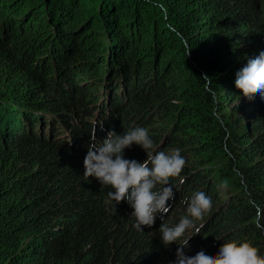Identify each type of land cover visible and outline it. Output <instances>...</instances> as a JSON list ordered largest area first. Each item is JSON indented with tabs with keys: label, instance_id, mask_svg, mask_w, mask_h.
Masks as SVG:
<instances>
[{
	"label": "trees",
	"instance_id": "1",
	"mask_svg": "<svg viewBox=\"0 0 264 264\" xmlns=\"http://www.w3.org/2000/svg\"><path fill=\"white\" fill-rule=\"evenodd\" d=\"M262 50L264 0H0V264H174L159 227L187 215L190 188L212 207L186 256L236 241L264 257V98L235 87ZM94 125L96 143L144 127L156 151L181 150L171 215L137 231L128 203L83 177ZM191 152L230 157L229 184L190 174ZM124 158L147 153L134 144Z\"/></svg>",
	"mask_w": 264,
	"mask_h": 264
},
{
	"label": "clouds",
	"instance_id": "2",
	"mask_svg": "<svg viewBox=\"0 0 264 264\" xmlns=\"http://www.w3.org/2000/svg\"><path fill=\"white\" fill-rule=\"evenodd\" d=\"M190 53L191 49L187 56ZM235 87L241 90L245 98L251 99L257 93L264 98V50L254 59H248L236 74ZM95 130L94 125L83 161V177H95L102 187H109L111 202L119 204L126 201L132 209L131 217L135 220L133 227L137 231H143L144 227L151 228L158 214L163 221L171 208L168 201L175 198L170 178L179 177L186 164L181 150L156 151L149 131L144 127H135L123 134L110 130L100 143L95 142ZM134 144L147 153V159L142 163L124 158L125 149H130ZM182 202L187 205V215L175 226L162 222L159 227L161 243L165 248L173 243L178 245L174 264H264V257L248 242H225L218 253L206 255L200 251L194 256H186L184 250L192 236L181 243L177 242L186 230L195 227V221L202 220L210 212L212 200L203 191H197L190 200ZM256 226L264 227L259 223ZM196 234H199V228H196Z\"/></svg>",
	"mask_w": 264,
	"mask_h": 264
},
{
	"label": "rangeland",
	"instance_id": "3",
	"mask_svg": "<svg viewBox=\"0 0 264 264\" xmlns=\"http://www.w3.org/2000/svg\"><path fill=\"white\" fill-rule=\"evenodd\" d=\"M261 11H262V9L259 7L258 9H257V15H261ZM109 65L110 64H108V66L106 67V69H104L103 70V72L105 71V70H108L109 69ZM94 66H91V67H87L86 69L88 70V71H90L92 68H93ZM101 81V80H100ZM102 81H104V80H102ZM111 94V93H110ZM110 94H107L106 96L107 97H110ZM103 94H100V102H102V101H104L103 100V96H102ZM218 93H214L213 94V97H214V100H215V102H217L218 104H219V101H218ZM105 97V96H104ZM106 98V97H105ZM104 98V99H105ZM111 98H112V96H111ZM112 100H113V98H112ZM240 103V101H237V100H232V101H229V105H228V107H229V109H231V108H234V106L235 105H238ZM229 109L225 112V118H227L229 115H230V111H229ZM244 109V108H243ZM214 113H215V116L217 117V119L219 120V122H224L223 120H222V118L221 117H223L220 113H219V111H218V109L217 108H215L214 109ZM233 118H235L236 116H239V126L238 127H240V128H242L243 126H244V124L246 123V118H245V116H244V113L242 112V111H240V112H238L236 115L235 114H233ZM167 134V133H166ZM168 144H166V145H164L163 147H162V149L161 150H164L165 152H171V150H173V149H169L168 147ZM166 148V149H165ZM189 149V151L191 150V148H188ZM197 151H199V149H197ZM191 156H189V157H191V158H193V159H189V160H191L192 162H193V165L195 166L194 168H192V167H188L187 169L188 170H191V173L190 174H194L197 170H200V169H202L203 171H205L206 173H207V175H209L212 179L214 178V179H218L219 181H222L224 184H229V182L227 181V179L226 178H223L222 176H220L219 177V173H218V170H219V168L220 167H222L223 169H227V170H230V169H232L233 168V165L231 164V159H230V157L228 158V156L226 155V154H220L219 156H217V157H215L213 160H210V159H208L210 156H203V157H201V159L200 158H198V155L196 154V153H193V152H191V153H189ZM197 156V158H198V160L197 161H194V157H196ZM145 160V159H144ZM143 162V161H142ZM141 162V163H142ZM184 180H186V179H184ZM179 182H177V184H178ZM173 188H177V187H175V186H173ZM190 189H192V190H194L193 192L195 193V192H197L198 190H196V189H194V188H190ZM233 189V188H232ZM186 191H190V190H186ZM230 193L229 194H232V193H234L232 190H230L229 191ZM236 192H238V190L236 191ZM181 213H184V214H187V212H186V210H183V212H181ZM207 214V213H206ZM169 215H171V212L169 211V213L166 215V216H169ZM204 219H205V215H204V217H203V219L202 220H198V221H196V223L198 224L199 222V224L197 225V226H199L203 221H204ZM197 226H195L194 228H190V229H188V230H186V232H185V234L189 237V236H194L195 235V228L197 227ZM208 246V245H207ZM203 248H206V246L205 247H199L198 248V250H202ZM193 254V253H192Z\"/></svg>",
	"mask_w": 264,
	"mask_h": 264
}]
</instances>
